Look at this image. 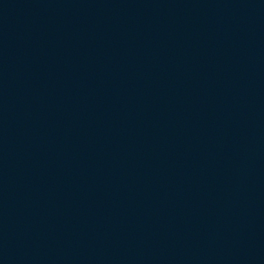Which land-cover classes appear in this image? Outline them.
Wrapping results in <instances>:
<instances>
[{
  "label": "water",
  "instance_id": "1",
  "mask_svg": "<svg viewBox=\"0 0 264 264\" xmlns=\"http://www.w3.org/2000/svg\"><path fill=\"white\" fill-rule=\"evenodd\" d=\"M0 264H264V0H0Z\"/></svg>",
  "mask_w": 264,
  "mask_h": 264
}]
</instances>
